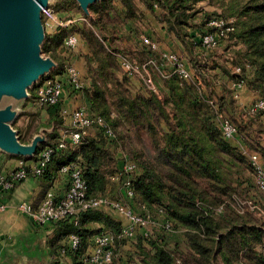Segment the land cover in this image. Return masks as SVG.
Instances as JSON below:
<instances>
[{"label":"trees","instance_id":"trees-1","mask_svg":"<svg viewBox=\"0 0 264 264\" xmlns=\"http://www.w3.org/2000/svg\"><path fill=\"white\" fill-rule=\"evenodd\" d=\"M116 1L126 7L128 20L138 28L146 26V13L137 0H102L90 7L94 14L91 26H60L48 31L43 45L44 53L58 62L48 76L55 77L65 76L66 67L73 65L76 49L68 47L66 39L77 34L86 41L89 83L83 81L79 91L67 90L70 96L84 93L90 112L104 119L114 137L95 123L87 128L80 145L57 148L59 129L65 126L61 100L59 105L38 107L47 113L45 126L54 127V132L47 135L33 159L46 146L56 148L44 173L37 177L46 185L64 166L69 167L68 178L74 168H80L88 198H112L108 186L115 180L122 185L121 200L136 213H149L160 225H153L147 236L138 232L134 239L122 238L125 222L114 209L80 211L55 223L50 242L54 264H65L63 259L85 264L92 237L101 233L114 236L112 264L118 256L126 264L134 260L138 264H264V216L248 206L243 212L238 210V200L249 199L264 209V187L242 151L259 154L264 169V110L248 114L254 102L264 100V0H142L163 29L181 43L179 57L190 74L181 75L159 45L152 49L144 43L143 37L150 35L139 34L140 48L121 56L131 61L136 58L140 64L153 60L155 64L148 69L159 92L141 77L147 92H139L118 53L108 50L95 32L107 30L103 13ZM64 4L61 1L58 7L63 9ZM213 20L224 25L215 26ZM209 33L216 35V47L202 45ZM46 78L29 90L31 100H36L38 86ZM231 82L255 92L254 101L239 105L237 85L232 89ZM217 85L223 88L221 93ZM220 115L236 126L235 138L226 136ZM131 133L143 143V149L127 148ZM128 164H134V169L128 170ZM127 181L132 197L127 194ZM161 223L171 224L173 232H167ZM73 234L81 238L78 249L68 244Z\"/></svg>","mask_w":264,"mask_h":264},{"label":"built area","instance_id":"built-area-1","mask_svg":"<svg viewBox=\"0 0 264 264\" xmlns=\"http://www.w3.org/2000/svg\"><path fill=\"white\" fill-rule=\"evenodd\" d=\"M57 13L52 10V7H47L42 9V19L46 28V32L56 29L60 26H70L73 24H78L77 19L72 18H61L57 17ZM211 24L215 26L224 25L222 21L213 20ZM79 35L71 34L67 39L65 44L70 48H76L79 43ZM145 44L150 45L152 49H158L157 42L153 41L149 37H143ZM218 44V39L215 34H206L202 39V45L206 48L216 47ZM164 57L168 61H171L174 66L178 69V72L184 77H190V74L185 66V64L180 60L177 53H164ZM121 64L125 70L131 74L141 77L145 84L155 91L157 86L154 82L153 75L147 72V66L150 64H155L153 60H149L144 67L145 72L139 71L140 67L137 63L129 60L128 58L121 56ZM137 65V66H136ZM64 75H57L55 77L46 78L37 89V97L34 102L37 107H45L50 105H59L61 100H63V91L72 88L71 90H81L83 86V80L74 67V65H68L65 69ZM67 78V88L64 80L66 82ZM69 83V84H68ZM237 87L240 84H235ZM156 86V87H155ZM264 110V100H258L254 102L248 109V114H255L256 112ZM64 114H66L64 110ZM72 123L70 125L62 126L59 129L60 139L57 148L67 149L68 147H75L80 145L83 137L87 134V128L91 127L95 123L102 125L106 128V135L109 137H114L113 131L108 127V124L103 118L92 114L89 110L87 104L81 105L75 109L72 114ZM223 130L228 138H235L237 133L236 126L227 118L220 115ZM56 148L51 146H46L41 152L35 163L28 165L25 159L20 162L18 168L12 170L8 174L0 172V213L7 208L6 196L13 192L16 187L30 178L40 177L48 163L50 162ZM243 154L246 155L254 168L257 171L258 183L264 187V169L260 161V155L257 153L249 152L247 149H243ZM5 154L0 150V162L2 160V155ZM134 164H128L127 169L133 170ZM62 174L69 173V167L64 166L61 170ZM131 182L127 181L125 183L128 196L132 197L134 195L133 190L130 187ZM87 182L84 178V174L80 168H74L68 179V189L63 194V196H57L54 192L50 191L47 193L43 201L34 208L33 204L30 202H23L19 205V209L32 218L39 225H46L48 223L55 224L56 222L64 219L67 216H75L80 211L88 210L91 208H111L116 210L119 214L123 215L127 220L123 224V229L120 237L134 239L138 232L147 236L150 233V229L153 225L158 226V221L152 218L149 213L145 215L142 213H136L132 207L119 198L114 199L107 196H99L96 198H88L87 196ZM248 206L251 210L257 211L259 214L264 213L263 209L260 208L253 200L241 201L238 200V210L240 212L244 211V207ZM160 225V224H159ZM167 232L172 233L173 229L169 223H161ZM114 242V236L110 233L96 234L92 237L90 246L88 248L87 254L84 256L85 264H112L113 263V248L112 244ZM68 244L72 249H78L81 245L80 236L73 234L68 239Z\"/></svg>","mask_w":264,"mask_h":264},{"label":"crops","instance_id":"crops-1","mask_svg":"<svg viewBox=\"0 0 264 264\" xmlns=\"http://www.w3.org/2000/svg\"><path fill=\"white\" fill-rule=\"evenodd\" d=\"M140 8L147 16L146 26H142V30L150 35L153 41L159 42L160 46L163 43L165 44V40H170L172 38L180 48L182 47L179 40H177L173 34H169L163 29V25L154 15L151 16L144 6ZM58 16L60 15L58 14ZM150 23L154 29L150 26ZM133 25L136 26L134 23ZM155 30L157 31L156 34H154ZM139 38L136 39L137 42L134 41V44L132 45L133 49L140 48L138 47V43H140V40H138ZM79 39V43L75 48L76 51L71 62L78 70L84 83L86 82V84H88L89 79H87L86 59L88 44L82 39V37L79 36ZM161 47L164 48L162 45ZM135 77H137L138 82L141 81L139 80V76L136 75ZM135 77L133 78L134 82H136ZM229 85L230 88L235 89V85L232 82ZM237 88L235 98L239 105H249L256 98L255 92L243 86ZM221 89L222 87H220V91ZM143 90L145 89L142 87L141 92H145ZM63 96L64 110L66 112L65 125H70L72 123V112L81 105L87 104V99L82 92L70 96L67 89H64ZM262 138L264 144V136H262ZM235 141L241 144L240 138H237ZM23 159H25L28 165L32 166L37 160V158L27 159L3 154L0 162V172L4 174L10 173L12 170L19 167L20 162ZM68 179L67 175L60 172L51 184L46 185L43 179L31 176L6 196L7 208L0 213V264H54L51 255L50 242L55 236L56 225L53 223H48L46 225L37 224L32 218L19 209V205L23 202H30L35 208L43 201L47 193L50 191L54 192L57 196H63L67 189ZM121 195L122 196L119 197L120 200L123 197V192H121ZM116 214L120 216V219H123L125 223L127 222L123 215L118 212ZM62 263L71 264L68 259H63Z\"/></svg>","mask_w":264,"mask_h":264},{"label":"water","instance_id":"water-1","mask_svg":"<svg viewBox=\"0 0 264 264\" xmlns=\"http://www.w3.org/2000/svg\"><path fill=\"white\" fill-rule=\"evenodd\" d=\"M52 1L0 0V150L11 156L33 158L52 131L43 128L24 143L13 127L20 104L31 97L29 90L58 67L54 58L43 54L47 32L42 9ZM76 1L91 17L90 7L102 0Z\"/></svg>","mask_w":264,"mask_h":264},{"label":"rangeland","instance_id":"rangeland-1","mask_svg":"<svg viewBox=\"0 0 264 264\" xmlns=\"http://www.w3.org/2000/svg\"><path fill=\"white\" fill-rule=\"evenodd\" d=\"M61 1L65 2L63 9H60L58 7V3ZM137 1L140 7L144 6V8L147 9V11H149V14L153 16L152 11L142 0H137ZM77 5H78V2L76 0H67V2L65 0H53L50 4V7L53 6L52 10L55 13H57V15L59 14L60 15L59 17L61 18L77 19L78 24L80 25L86 24L88 26H91V19H92V16L94 15L93 12L91 11V17H89L82 10L81 12L78 11V9L76 8ZM204 6L206 9H209V10L212 9L209 6H206V5ZM102 22L107 27V30L106 31L103 30V32L102 30H95V29L94 30L97 36L102 40V42H104V45L107 47L108 50H110L111 52H113L112 50H114V52L118 53L117 56L119 59H121V55H124L123 52H128V51H133V50L137 51V49H133L132 45L134 44V41L137 42L136 39L139 38L140 35H144L145 32L138 30L139 28L142 30V26L138 28V26H134L133 23H131V21L127 19V10L121 1L114 2L113 4H111V6H109V8H106V10H104ZM150 26L153 28L151 23H150ZM50 29H49V32H50ZM156 32L157 31L155 30L154 34H156ZM140 38L138 40H140L141 42ZM157 44L159 45V42H157ZM161 45L164 48H162ZM161 45H160L161 50L165 52L177 53L179 55V52L182 51L179 45L176 44L172 38L170 40H165V44L163 43ZM43 54L45 56H49L48 54L44 53V51H43ZM133 61L137 63V65L140 67L139 69L140 72H141V69L143 72H145L144 67H146V65L140 64L136 58H133ZM148 68L149 67L147 66V72H150ZM150 74L152 75V72H150ZM131 75H133L134 77L136 76L134 74H131ZM48 76L46 77L49 78ZM133 76L131 77L132 79L134 78ZM135 79H136V82H134V84L137 86L135 88L141 92V88L143 87L145 89L143 91L147 92L145 86H143L141 82L137 81V77H135ZM36 84H39V82ZM217 87H218L217 88L218 91L221 93L223 88L220 91L221 85H217ZM133 91H135L134 88H133ZM30 98L24 100L20 104L19 106L21 110L20 115L13 123V127L17 129L19 132L20 140L22 142L25 141L24 143H29L32 140V138L35 135L39 134L40 130L43 128L52 130L50 133L47 132V135L52 134L54 132V127L48 128L45 126L48 122L47 113L44 110H41L37 106H35V104H33V102L35 101H33V99L31 100ZM125 134L127 135V133ZM127 139H129L128 141H126L127 148H133V149L134 148L135 149L144 148L143 143L138 139L135 133H131V135H128ZM17 157H21V156H17ZM112 181L113 182L109 184L108 189H109L110 194L112 195V198L116 199L122 196L121 195L122 185L120 183H118L117 185V181L115 180H112ZM113 211L114 213H117L116 210H113ZM263 212H264V209H263ZM261 214L264 216V213H261ZM116 264H126V263H124L120 259V256H118L116 259ZM133 264H138V263H136V260H134Z\"/></svg>","mask_w":264,"mask_h":264}]
</instances>
